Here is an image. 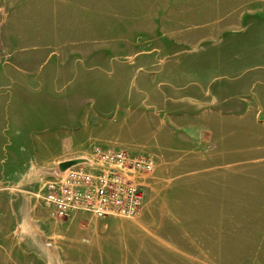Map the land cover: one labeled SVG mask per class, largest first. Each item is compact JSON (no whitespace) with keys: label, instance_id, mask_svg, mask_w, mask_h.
Returning <instances> with one entry per match:
<instances>
[{"label":"rangeland","instance_id":"obj_1","mask_svg":"<svg viewBox=\"0 0 264 264\" xmlns=\"http://www.w3.org/2000/svg\"><path fill=\"white\" fill-rule=\"evenodd\" d=\"M10 3L0 0V180L15 161V123L49 125L59 103L82 102L100 144L112 136L110 151L154 163L124 171L144 189L152 231L181 224L177 258L113 240L90 264H264V0ZM97 148L86 168L116 171ZM179 155L202 161L178 169ZM3 223L13 231L15 220Z\"/></svg>","mask_w":264,"mask_h":264},{"label":"crops","instance_id":"obj_2","mask_svg":"<svg viewBox=\"0 0 264 264\" xmlns=\"http://www.w3.org/2000/svg\"><path fill=\"white\" fill-rule=\"evenodd\" d=\"M3 1L11 2L13 9L15 0ZM55 105L57 107V103ZM59 106V114L52 116L48 113V121L54 118L57 122L45 125L44 117L42 123L35 127L30 123L24 126L20 122L15 123V161L10 160L8 175L0 180V210L6 209L8 213H0V264H69L74 261L90 264L91 259L104 255L105 247L113 240H118L125 250H128V241L138 242L140 252L147 250L144 243L154 242L156 247H152L158 249V246H163L171 252L170 256L179 257L180 222L172 217V234H155L146 222L149 211L144 210L146 197L139 221L118 217L99 219L81 211L58 219L54 210L46 206L45 188L49 183L57 182L67 168L85 164L82 158L84 154H90L93 147L101 146L106 150L111 148L110 143L113 142L112 136H108L100 144V129L94 125L90 130L93 134L85 129L82 102L64 101ZM69 107H76L75 116L69 117ZM26 118L24 115L21 120ZM200 144L203 145L196 143L195 146L199 148ZM186 151L190 157L193 156L191 153L200 154L195 149ZM188 161L202 159H182L179 155L175 166L184 168V163ZM221 168L219 166V170ZM8 217L15 220V227L12 232L4 233L3 219ZM181 238L192 245L196 244L190 235Z\"/></svg>","mask_w":264,"mask_h":264},{"label":"built area","instance_id":"obj_3","mask_svg":"<svg viewBox=\"0 0 264 264\" xmlns=\"http://www.w3.org/2000/svg\"><path fill=\"white\" fill-rule=\"evenodd\" d=\"M98 161L112 165L116 171H89L86 165L73 166L45 188L44 201L58 219H65L75 211L87 212L99 219L136 217L145 201V192L124 174V171L152 172L154 163L135 159L125 152L97 148Z\"/></svg>","mask_w":264,"mask_h":264}]
</instances>
